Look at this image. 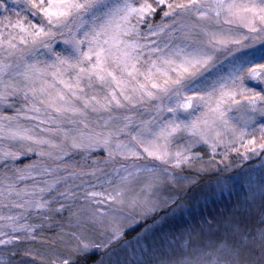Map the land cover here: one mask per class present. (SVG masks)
I'll list each match as a JSON object with an SVG mask.
<instances>
[{
	"label": "snow or ice",
	"instance_id": "6c2138e0",
	"mask_svg": "<svg viewBox=\"0 0 264 264\" xmlns=\"http://www.w3.org/2000/svg\"><path fill=\"white\" fill-rule=\"evenodd\" d=\"M89 262L264 264V0H0V264Z\"/></svg>",
	"mask_w": 264,
	"mask_h": 264
},
{
	"label": "rangeland",
	"instance_id": "374dc122",
	"mask_svg": "<svg viewBox=\"0 0 264 264\" xmlns=\"http://www.w3.org/2000/svg\"><path fill=\"white\" fill-rule=\"evenodd\" d=\"M250 86H252V85H250ZM197 151H201V149H197ZM233 163H239V162L237 160L233 159ZM250 163L256 164V161L252 160V161H250ZM190 174H192V176H194V177L197 175L199 176V174L193 175V174H196L195 172H192ZM210 181L211 182L209 184L207 182L206 185L204 182L203 183V185H205L204 189L201 190V188H203V186H200L201 181H200V177H199L198 181L196 182L197 184L194 183L195 186L192 187V185H191L189 187L188 196L185 200V203L187 206L185 208H182L181 210H179L177 213H175V215L173 217H171L170 221H169L170 224H172L176 229L186 227L189 224L195 225L201 221V218H205V219L209 218L211 213L208 212L207 206L211 205L210 201L219 202V204L221 203L223 205H224V203L225 204L227 203V201H228L227 195H225L223 198H219V199L216 196H212V197H209L207 199L205 198V194L207 192H209L210 189L214 186L215 178H211ZM193 192H196V193L200 192V193L193 196V194H190ZM161 214H163V213H161ZM147 223H151V220L147 221ZM143 226H144L143 224L139 225V227H136L133 231H130L128 233V235L129 236L135 235V233L139 232Z\"/></svg>",
	"mask_w": 264,
	"mask_h": 264
},
{
	"label": "trees",
	"instance_id": "16d2710c",
	"mask_svg": "<svg viewBox=\"0 0 264 264\" xmlns=\"http://www.w3.org/2000/svg\"><path fill=\"white\" fill-rule=\"evenodd\" d=\"M198 173H196V174H193V175H197ZM192 175V174H191ZM217 175H219V173H216V172H209V173H203V174H199V177H200V181H201V184H200V186H203V188H201V190L202 189H204V186L206 185V183L208 182V184L211 182L210 181V179L211 178H215V176H217ZM205 182V185H203V183ZM197 184V183H196ZM193 186H195L194 184L192 185V187ZM207 187V186H206ZM200 190V191H201ZM192 192V191H191ZM200 193V192H199ZM199 193H196V192H193V193H190V194H193V196L194 195H196V194H199ZM189 194V195H190ZM188 196V195H187ZM210 203H211V205L210 206H207V209H208V212H210L211 213V215H210V217L209 218H207V219H211L212 218V216H214V215H217L224 207H225V203H224V205L223 204H219V202H213V201H210ZM208 216V215H207ZM53 231H55L54 229H53ZM90 263V262H89Z\"/></svg>",
	"mask_w": 264,
	"mask_h": 264
}]
</instances>
